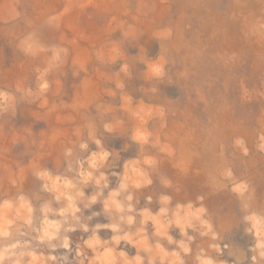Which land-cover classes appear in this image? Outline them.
I'll use <instances>...</instances> for the list:
<instances>
[{
	"label": "rangeland",
	"instance_id": "rangeland-1",
	"mask_svg": "<svg viewBox=\"0 0 264 264\" xmlns=\"http://www.w3.org/2000/svg\"><path fill=\"white\" fill-rule=\"evenodd\" d=\"M262 105L264 0H0V264H264Z\"/></svg>",
	"mask_w": 264,
	"mask_h": 264
},
{
	"label": "bare ground",
	"instance_id": "bare-ground-1",
	"mask_svg": "<svg viewBox=\"0 0 264 264\" xmlns=\"http://www.w3.org/2000/svg\"><path fill=\"white\" fill-rule=\"evenodd\" d=\"M224 15V14H223ZM193 18V17H192ZM191 19V18H190ZM189 19V20H190ZM193 20H194V18H193ZM211 23V22H210ZM263 44V43H262ZM223 47V46H222ZM227 51V50H226ZM184 59H185V57H184ZM213 61V60H212ZM238 79V78H237ZM236 82H238V80L236 81ZM253 82V81H252ZM225 83V82H224ZM257 84V83H256ZM223 86V85H222ZM225 87V86H224ZM251 89H252V87H250ZM217 89V88H216ZM222 91V90H221ZM227 91V90H226ZM249 91V90H248ZM219 92V91H218ZM228 92V91H227ZM226 92V93H227ZM254 92V91H253ZM251 93V92H250ZM249 93V94H250ZM221 94V93H220ZM252 94V93H251ZM224 95V94H223ZM77 97H81V98H76V99H73L74 100V102H76L77 104H80V103H85V96L83 97L82 95H79V96H77ZM224 97V96H223ZM246 96H244V98H245ZM252 97H254V96H252ZM256 98V97H255ZM224 99H227V98H224ZM252 100H254V99H252ZM252 100L250 101L249 99L247 100V101H250V102H252ZM255 100H257V99H255ZM233 102V101H232ZM257 103H258V100H257ZM255 104V103H254ZM228 105V104H227ZM256 105V104H255ZM75 106H76V104H75ZM262 106H264V105H262ZM261 106V107H262ZM259 107V106H258ZM231 110V109H230ZM229 110V111H230ZM226 121H228V120H226ZM197 140V139H196Z\"/></svg>",
	"mask_w": 264,
	"mask_h": 264
}]
</instances>
